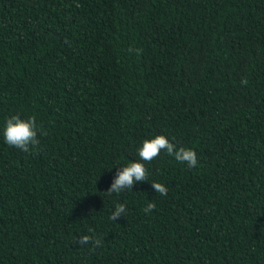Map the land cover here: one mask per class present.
<instances>
[{"label":"trees","instance_id":"trees-1","mask_svg":"<svg viewBox=\"0 0 264 264\" xmlns=\"http://www.w3.org/2000/svg\"><path fill=\"white\" fill-rule=\"evenodd\" d=\"M157 135L198 166L141 161ZM0 264H264V0H0Z\"/></svg>","mask_w":264,"mask_h":264},{"label":"clouds","instance_id":"clouds-1","mask_svg":"<svg viewBox=\"0 0 264 264\" xmlns=\"http://www.w3.org/2000/svg\"><path fill=\"white\" fill-rule=\"evenodd\" d=\"M129 52L135 51L138 55L142 53V49L129 48ZM248 83L247 79L241 81L243 86ZM38 135H46L41 126L37 124L35 116L26 119L21 118L20 115H13L6 120L3 136L4 141L9 147H14L25 153H32L39 148L40 140ZM161 152H165L168 156L182 164H187L189 168H196L198 166V154L190 148L177 147L170 142L165 135H157L152 139L144 140L142 146L138 149V155L141 161L150 164L154 159L160 156ZM119 171L113 182L111 183L107 193L108 196L112 194H120L125 190L132 189L137 182H144L148 179V169L145 163L131 162L127 166L118 167ZM152 188L161 196H167V187L158 182H153ZM156 208L154 202L148 203L147 207L142 209L145 214H150ZM126 205L123 203H116L114 211L109 216V219L116 221L120 217H125ZM89 233H93L94 229L89 227ZM74 244H78L81 248L88 246L99 247L102 245L101 239L94 238L93 235H83L74 239Z\"/></svg>","mask_w":264,"mask_h":264}]
</instances>
